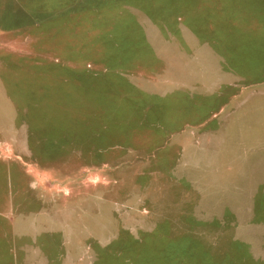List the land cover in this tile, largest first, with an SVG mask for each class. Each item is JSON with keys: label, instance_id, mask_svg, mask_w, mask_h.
<instances>
[{"label": "rangeland", "instance_id": "rangeland-1", "mask_svg": "<svg viewBox=\"0 0 264 264\" xmlns=\"http://www.w3.org/2000/svg\"><path fill=\"white\" fill-rule=\"evenodd\" d=\"M0 264H264V0H0Z\"/></svg>", "mask_w": 264, "mask_h": 264}]
</instances>
